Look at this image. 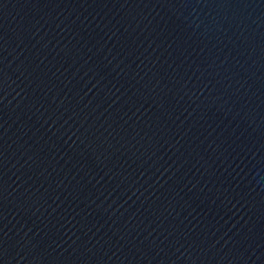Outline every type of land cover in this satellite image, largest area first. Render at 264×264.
I'll return each mask as SVG.
<instances>
[{"label": "water", "instance_id": "1", "mask_svg": "<svg viewBox=\"0 0 264 264\" xmlns=\"http://www.w3.org/2000/svg\"><path fill=\"white\" fill-rule=\"evenodd\" d=\"M0 264H264V0H0Z\"/></svg>", "mask_w": 264, "mask_h": 264}]
</instances>
